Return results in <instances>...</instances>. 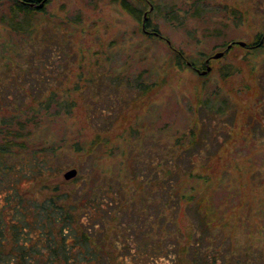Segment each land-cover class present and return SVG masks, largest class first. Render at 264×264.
<instances>
[{
    "label": "rangeland",
    "instance_id": "1",
    "mask_svg": "<svg viewBox=\"0 0 264 264\" xmlns=\"http://www.w3.org/2000/svg\"><path fill=\"white\" fill-rule=\"evenodd\" d=\"M128 2L138 6L136 0ZM45 3L34 19V47H28L26 57L11 60L15 71L30 63L51 65L47 70L52 67L55 73L43 91L55 92L61 107L59 114L43 117L27 152L42 147L37 157H54L57 180L69 182V188L73 179L78 185L79 173L86 174L89 186L81 182L74 190L81 196H100L111 185L119 191L120 216L113 220L118 209L107 205L111 213L106 222L90 227V241H100L102 232L117 246L127 239L132 253L122 248L119 254L127 260L120 264H197L200 255L209 264H264V52L255 54L238 44L252 43L264 32V0H154L162 11L148 3L141 20L112 0ZM7 4L0 0V15H7ZM231 7L244 13L241 25L231 22ZM7 18L0 19V80L10 86L17 75L9 77V43L20 44L28 33L11 31ZM58 23L65 31L54 27ZM154 32L159 36H150ZM230 41L235 46L212 60L207 74L201 73L207 66L198 65L197 72L187 65L188 58L205 63L204 55L212 57ZM30 52L36 55L33 61L27 59ZM177 54L187 63L178 64ZM137 79L151 88L139 90ZM24 85L27 95L32 86ZM220 104L228 107L217 113ZM196 123L198 140L191 144ZM71 168L78 174L67 180L64 173ZM188 168L194 176L209 174L222 181L223 189L210 198L223 214L248 212L256 224L250 232L241 228L235 238L215 229L210 244L202 241L196 249L197 257L193 243L204 236L198 209L194 204L174 209L173 194L165 196V189L150 183L166 170L183 179ZM228 191L234 196L229 198ZM134 213L147 214L148 220Z\"/></svg>",
    "mask_w": 264,
    "mask_h": 264
},
{
    "label": "trees",
    "instance_id": "2",
    "mask_svg": "<svg viewBox=\"0 0 264 264\" xmlns=\"http://www.w3.org/2000/svg\"><path fill=\"white\" fill-rule=\"evenodd\" d=\"M5 1L8 3L7 15L1 14L0 19L4 21L8 17L7 23L11 31L18 35L28 33V38L22 37L20 44L9 43V54L12 53L9 55V77L11 75L12 78L14 74L17 76L12 78L13 83L9 84L10 86L0 80V264H120L123 259L127 260L125 256L121 258L119 254L122 248L125 251L131 252L132 250L127 245V239H123L120 247L116 245L115 241H106L105 232L99 235L100 241L96 243L90 241L88 235L91 226L97 227L106 222L108 214L111 213L110 209L106 210L109 208L107 205L112 207L111 210L118 209L112 215L113 220L120 216L123 205L117 198L119 191L113 190L115 186L110 184V190L103 189L100 196L90 197L86 194L81 196L79 191L75 192L74 190L80 187L81 182H83L82 187L89 186L86 174L79 173L76 177L78 185L74 184L75 179H73L71 182L73 187L69 188L70 186H67L70 185L69 182L57 180L60 170H57L52 163L51 158L54 157H37V154L44 150L42 147L27 152L30 151L31 141L33 142V139L39 136L38 132L43 117L59 114L57 109L61 107V103L53 91L44 95L43 85L55 73L52 67L51 70H47L51 65L47 63V66L45 64V67H41L36 63H30L27 69L20 67L18 71H15L11 58L13 55H18L19 58L26 57V54L23 55L24 52L29 49V46L34 47L31 37L35 28L34 19L41 10L45 9V2L48 4V0ZM112 1L120 3L138 20H141V13L144 15L146 5L154 4V0H136L138 6L133 8L128 0ZM168 9L174 10L175 7L172 6ZM154 10L161 12V5L154 4ZM227 12L235 26L244 22V13H240L236 8L231 7ZM54 27L62 32L66 29L62 23H58ZM150 36L159 35L151 33ZM65 37H67L65 34L61 36L60 42L57 43L59 45L64 43ZM256 38L252 43H246L242 48L250 49L255 54L264 52V32L258 34ZM230 44L232 46L229 47ZM235 44L234 41L223 43L224 55ZM31 54L27 55L29 61L36 58L34 53ZM188 59L191 62L189 64L186 62L187 65L197 72L198 65L206 67L207 61L210 63L214 60L211 55H204L203 59L206 61L203 64ZM176 60L178 64L186 61L179 54L176 55ZM28 82L32 86L30 87L32 91L24 95V83ZM135 87L142 91L151 88L150 85H143V81L140 79L136 80ZM17 92L21 95H17ZM52 106H55L53 112L50 111ZM226 107L228 106L220 104L216 109L217 113L224 111L223 108ZM196 125L197 123L191 130L193 136L191 144L198 140V135L194 131ZM46 151L48 150L46 149ZM51 153L55 155V149ZM27 154L32 157H26ZM188 169L190 173L183 179L182 177L177 179L179 172L171 175L166 170L161 176L156 175L152 179L150 178V183L153 187L165 189L163 192L165 196L169 193L173 194L171 198L174 209L181 204L189 206L194 204L198 209V226L203 229L204 236L195 244L193 243L195 250L192 253L195 257L200 253L196 249L200 248L198 246L202 241L207 243L215 238L213 236L215 229L226 230V233L230 234L229 237L235 238L234 234L241 228L248 227L250 232L251 228L256 226L252 223V214L248 212L245 215H241L243 212L239 214L232 212L234 216L231 213L228 214L229 212L223 214L218 205L213 203L210 196L213 197L217 194L219 188L223 189L222 181L212 180L208 176L209 174L194 176L191 169ZM53 178H56V181L50 183ZM26 183H28L27 186H25ZM217 186L218 188L213 190ZM173 187L175 191L171 192L170 189ZM201 189L204 190L203 193H200ZM224 189L226 188L224 187ZM151 192L154 194V189ZM229 192L226 194L231 198L232 194L230 193L232 192ZM196 193L199 194V197L194 201L193 196ZM130 215H134L138 220L144 218L143 222L148 220L147 214L146 217L138 213ZM150 224L153 225V223ZM256 241L255 239V243ZM253 244L254 241L251 245ZM109 247H111L110 252L107 250ZM250 257L254 256L250 255ZM196 260L201 264H209L204 255L198 256ZM121 264H128V262Z\"/></svg>",
    "mask_w": 264,
    "mask_h": 264
},
{
    "label": "water",
    "instance_id": "3",
    "mask_svg": "<svg viewBox=\"0 0 264 264\" xmlns=\"http://www.w3.org/2000/svg\"><path fill=\"white\" fill-rule=\"evenodd\" d=\"M32 5H34V3H32ZM147 19V15L145 14L144 16V20ZM143 28L145 29V23L143 24ZM146 31V30H145ZM155 35H159V33L157 32H154ZM238 44H240L241 46H245L246 45V42L245 41H238ZM232 46V44L229 45V47ZM224 55V51H219L217 53H215L212 58L213 59H218L220 57H222ZM189 64V63H188ZM206 69L201 71L202 74H207L210 70H211V66L209 65V62L207 61V65H206ZM198 71H200V69H197ZM78 174V170L77 168H71L69 170H67L65 173H64V178L67 179V180H70L74 177H76Z\"/></svg>",
    "mask_w": 264,
    "mask_h": 264
}]
</instances>
